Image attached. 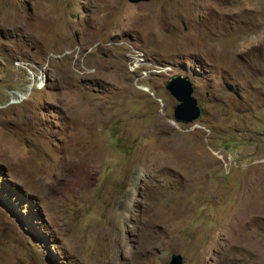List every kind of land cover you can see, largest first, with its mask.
Listing matches in <instances>:
<instances>
[{
  "label": "rangeland",
  "instance_id": "obj_1",
  "mask_svg": "<svg viewBox=\"0 0 264 264\" xmlns=\"http://www.w3.org/2000/svg\"><path fill=\"white\" fill-rule=\"evenodd\" d=\"M0 106V264H264V0H0Z\"/></svg>",
  "mask_w": 264,
  "mask_h": 264
},
{
  "label": "water",
  "instance_id": "obj_2",
  "mask_svg": "<svg viewBox=\"0 0 264 264\" xmlns=\"http://www.w3.org/2000/svg\"><path fill=\"white\" fill-rule=\"evenodd\" d=\"M133 3L148 0H128ZM170 95L177 101L173 106L175 122L188 124L198 120L202 115V103L198 102L193 93L195 86L188 75L173 74L165 84ZM183 258L179 253L171 255L168 264H182Z\"/></svg>",
  "mask_w": 264,
  "mask_h": 264
},
{
  "label": "clouds",
  "instance_id": "obj_3",
  "mask_svg": "<svg viewBox=\"0 0 264 264\" xmlns=\"http://www.w3.org/2000/svg\"><path fill=\"white\" fill-rule=\"evenodd\" d=\"M76 48H80L79 46H76ZM81 49V48H80ZM135 49H137V48H135ZM138 50V49H137ZM140 51V50H139ZM70 51L69 50H66V51H64V52H62V53H58V54H51V55H49V56H47V58H46V60H45V62H44V64L43 65H38V64H36V63H34V62H32V61H28V60H20V59H17L15 62H14V64H15V68L16 69H19V70H21L22 72H23V74H24V76H25V78H26V80H27V84L25 85V87L24 88H15V87H11L10 88V91H12V90H16V91H21V92H28V94L24 97V98H22L21 100H19V101H10V98H11V96H10V92L8 93V95H9V98H8V100L6 101V106H8V105H10V104H15V105H18V104H21V103H23L24 101H26V100H28V98H29V96L31 95V93H33V92H35V91H43V90H45L46 89V85H47V82H48V76H47V73H46V71H47V67H48V65H49V60H50V57H53V58H55V59H61L62 57H64L66 54H68ZM142 52V51H141ZM79 52L77 51V53L75 54V59L77 58V54H78ZM143 57H144V55H143ZM74 62H75V60H73V64H72V66L74 67ZM147 62V61H146ZM28 64L34 71H35V75H34V77H35V79L32 81V79H30V77H29V72L24 68V66H23V64ZM148 63V62H147ZM145 67L147 68V69H153V71L150 73V74H148V75H146V76H141V72L139 71V70H136V71H138L139 72V75L138 76H136L135 77V82H138L139 80H141V81H143V80H145V79H147V78H149V77H152V76H157V74H159L160 72H161V67H157V68H151L150 67V65H149V63L146 65L145 64ZM83 68V69H82ZM39 69H41L42 71H43V74H42V85H37V83H38V81L36 80V75H38L39 73H38V70ZM128 69H129V63H128ZM75 70H76V72L77 73H79V74H81V75H83V73L84 72H89L90 70L88 69V68H86V67H84L83 65L80 67V66H78L77 65V67H75ZM130 71V70H129ZM130 72H135V71H130ZM176 74H179V73H176ZM182 75V74H181ZM185 75V74H184ZM172 76V75H171ZM84 79H87V78H85V77H83L81 80L82 81H85ZM169 80V79H168ZM191 80V79H190ZM192 81V80H191ZM31 82L33 83L32 84V86H31V88H30V90L28 89V86H29V84H31ZM193 82V81H192ZM194 84V83H193ZM140 86H139V89L140 90H142V91H144V92H149V89H148V87L147 86H145V85H142V84H139ZM195 86V85H194ZM166 88V87H165ZM66 90H68V89H66ZM66 90H63V94H64V96L65 97H69V96H67L66 95V93H65V91ZM168 91V90H167ZM194 93H195V91H194ZM194 93H193V95H194ZM170 94V93H169ZM194 97H195V95H194ZM197 99V98H196ZM176 101V100H175ZM177 102V101H176ZM199 102V101H198ZM200 103V102H199ZM176 104V103H175ZM2 106V105H1ZM0 106V107H1ZM202 112H203V109H202ZM202 116V115H201ZM172 117H173V114H172ZM173 121L175 122V120H174V118H173ZM197 121V120H196ZM196 121H194V122H196ZM194 122H192V123H194ZM175 123H177V124H183V123H178V122H175ZM188 124H191V123H188ZM186 125V124H185Z\"/></svg>",
  "mask_w": 264,
  "mask_h": 264
},
{
  "label": "built area",
  "instance_id": "obj_4",
  "mask_svg": "<svg viewBox=\"0 0 264 264\" xmlns=\"http://www.w3.org/2000/svg\"><path fill=\"white\" fill-rule=\"evenodd\" d=\"M131 54H134V52L126 51L127 58L129 59V62H131Z\"/></svg>",
  "mask_w": 264,
  "mask_h": 264
},
{
  "label": "crops",
  "instance_id": "obj_5",
  "mask_svg": "<svg viewBox=\"0 0 264 264\" xmlns=\"http://www.w3.org/2000/svg\"><path fill=\"white\" fill-rule=\"evenodd\" d=\"M69 92H70L69 90H66L65 91V93H66L67 96H69Z\"/></svg>",
  "mask_w": 264,
  "mask_h": 264
},
{
  "label": "trees",
  "instance_id": "obj_6",
  "mask_svg": "<svg viewBox=\"0 0 264 264\" xmlns=\"http://www.w3.org/2000/svg\"><path fill=\"white\" fill-rule=\"evenodd\" d=\"M7 198V197H6Z\"/></svg>",
  "mask_w": 264,
  "mask_h": 264
}]
</instances>
